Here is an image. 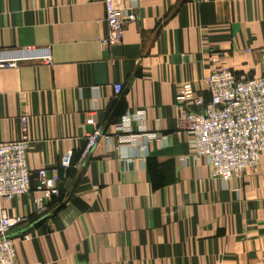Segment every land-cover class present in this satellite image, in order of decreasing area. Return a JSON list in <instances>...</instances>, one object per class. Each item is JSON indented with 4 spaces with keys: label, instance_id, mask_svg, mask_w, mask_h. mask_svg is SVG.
Returning a JSON list of instances; mask_svg holds the SVG:
<instances>
[{
    "label": "crops",
    "instance_id": "1",
    "mask_svg": "<svg viewBox=\"0 0 264 264\" xmlns=\"http://www.w3.org/2000/svg\"><path fill=\"white\" fill-rule=\"evenodd\" d=\"M133 1L138 21L105 47L103 0H0V60H17L0 65V142L20 140L28 117L33 185L73 152L42 211L34 194L0 200V217L26 218L16 264H264V153L243 177L213 179L175 100L190 83L210 101L215 69L264 73V0H118L123 14ZM141 111L161 141L122 146L117 126Z\"/></svg>",
    "mask_w": 264,
    "mask_h": 264
},
{
    "label": "built area",
    "instance_id": "2",
    "mask_svg": "<svg viewBox=\"0 0 264 264\" xmlns=\"http://www.w3.org/2000/svg\"><path fill=\"white\" fill-rule=\"evenodd\" d=\"M128 14L118 4V0H103L108 27L106 37L100 38L105 47L122 44L127 22H137V3L132 2ZM44 62H51V54L46 50L36 57ZM217 62V60H214ZM17 60H0V65H15ZM210 101L196 96L190 83L182 86L175 100L182 108L180 127L190 136L189 148L195 158H204L213 179L227 181L243 177L252 167L259 164L264 153V73L259 77L237 76L231 69H215L205 77ZM122 86L116 85L117 94ZM189 108V110H187ZM193 108V109H192ZM145 112H135L123 116L117 126L120 142L125 147H138L146 150L148 143L158 139L157 134L148 133ZM139 127L135 132L133 123ZM22 137L20 140L0 142V200H12L16 197L33 195V202L38 211L46 203L61 195V172L72 167L73 152H67L60 167L49 174L46 169L37 172V182L32 184V172L27 163L31 149L29 119H21ZM103 133L95 130L87 139L82 155L86 160L98 145ZM144 143L140 144V138ZM23 216L0 217V264H16V240L11 232L25 222ZM23 240H30L25 234Z\"/></svg>",
    "mask_w": 264,
    "mask_h": 264
}]
</instances>
